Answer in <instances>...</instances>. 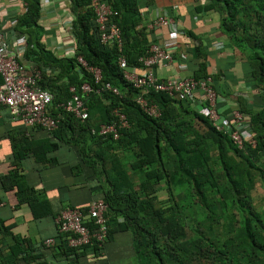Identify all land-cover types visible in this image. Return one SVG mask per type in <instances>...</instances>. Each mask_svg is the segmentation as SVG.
Listing matches in <instances>:
<instances>
[{"label":"trees","instance_id":"1","mask_svg":"<svg viewBox=\"0 0 264 264\" xmlns=\"http://www.w3.org/2000/svg\"><path fill=\"white\" fill-rule=\"evenodd\" d=\"M67 1L74 49L71 56L59 57L41 42V0H22L25 11L15 25L25 38L22 59L32 66L29 72L39 73L37 85L52 95L47 113L58 123L52 131L36 128L48 135L40 143L24 136L27 128L11 136L10 169L0 175V190L14 191L17 207L25 205L33 219L55 218L44 191L27 183L22 162L30 157L45 167L56 166L58 161L49 155L68 145L92 173L85 181L106 179L108 188L101 196L107 206L106 236L99 245L92 240L71 248L67 236L57 233L51 246L32 245L13 235L0 218V264H47L49 255L66 264H79L88 256L99 261L123 234L130 236L139 264H264V212L252 199L257 187L264 191V0H205L195 7L199 13L218 16L235 60L249 68L254 100L247 104L238 96L236 110L247 118L254 146L245 143L240 149L214 129L197 104L165 92L141 94L124 79L118 59L125 60L126 70L141 69L139 59L156 43L149 38L140 0H103L117 14L113 21L120 48L100 44L91 0ZM194 55L198 67L190 77L212 83L201 45L195 46ZM78 58L99 71L98 83ZM84 84L93 89L88 96L80 93ZM73 94L83 98L88 112L84 121L56 108ZM142 97L156 108L157 116L147 115L138 105ZM114 110L128 125L119 138L91 134L116 120ZM121 159L128 163L131 179ZM160 192L164 199L157 198ZM70 208L86 215L88 206ZM83 223L90 227L86 217Z\"/></svg>","mask_w":264,"mask_h":264},{"label":"crops","instance_id":"2","mask_svg":"<svg viewBox=\"0 0 264 264\" xmlns=\"http://www.w3.org/2000/svg\"><path fill=\"white\" fill-rule=\"evenodd\" d=\"M140 3L141 16L144 18L149 38L162 44L174 55L171 63H162L152 69L157 80L190 77L198 67V61L194 58V48L201 45L207 56L205 59L207 71L209 75L214 76L212 85L217 93L218 113L221 116H227L236 110L238 96L247 104L252 103L254 93L248 78L249 68L243 62L235 60L228 38L219 29L218 16L214 13H199L195 9L196 5L202 6L205 0L196 2L194 0H140ZM174 5L177 6L175 10L172 9ZM24 6L22 0H0V29L5 34L9 48L15 47V39L20 37V34L15 31V25L17 18L25 11ZM40 12L39 26L43 30L41 42L46 50L59 57L71 56L74 41L70 36L69 26L65 24L70 20L68 1L48 0L44 5L41 3ZM163 13H168L173 18L177 33L174 34L167 27L153 28V22ZM19 59L26 71L32 68L29 62L22 59V54L19 55ZM24 128L19 120H12L5 110L1 112L0 175L6 174L10 169L11 136L13 137ZM24 136L34 144L48 138L46 132L36 129H26ZM49 156L56 158L58 161L56 166L45 167L29 157L22 162V173L26 175V181L30 186L44 191L43 194L54 214L58 216L65 208L87 207L91 201L101 199L103 191L108 188L106 179L89 178V181H85L86 176L92 177V173L78 161L72 148L63 145ZM121 160L123 161L121 165L131 179L128 163L125 159ZM134 183L136 189L137 182L134 180ZM164 197L163 192L158 193V199H164ZM57 216L35 220L25 205L17 207L14 191L5 193L0 190V218L6 226L11 228L13 235L29 239L32 245H38L56 236ZM6 242L9 243L10 240ZM109 247L110 245L101 260L88 256L79 264H102L104 261L111 264L108 255ZM47 262V264H66L63 259H52L50 255L47 257Z\"/></svg>","mask_w":264,"mask_h":264},{"label":"built area","instance_id":"3","mask_svg":"<svg viewBox=\"0 0 264 264\" xmlns=\"http://www.w3.org/2000/svg\"><path fill=\"white\" fill-rule=\"evenodd\" d=\"M46 1L48 0H41V3L44 5ZM91 6L95 14L100 44L120 48L119 29L113 21V17L117 15L116 12L103 0H91ZM176 8V5L172 7L173 10ZM65 24L70 28L71 20ZM152 26L153 28L167 27L174 34L177 33L175 21L168 13L159 15ZM24 45L25 38L20 36L15 39V47L9 48L5 34L0 29V114L5 110L12 120H19L27 129L41 128L52 131L57 128L58 123L57 118L47 113L52 104V95L37 85L40 77L38 72L26 71L18 62L19 55L23 53ZM148 53L147 57L139 59L143 68L138 70H126L125 60L123 58L118 59L119 67L124 71V79L134 89L140 91L141 94H147L149 91L165 92L168 95L176 96L178 100L192 101L208 116L214 129L227 134L239 149L245 143L254 146V141L248 130L247 118L243 114L238 110H234L227 116H221L218 113L216 107L217 93L209 78L194 80L191 77H173L161 81L157 80L152 69L162 63H171L174 59L173 53L167 51L162 44L157 42L151 44ZM78 62L92 74L95 83H98L100 80L99 71L88 67L81 58H78ZM105 88L109 89V86L106 85ZM70 92L73 93L74 89L70 88ZM92 92L93 89L87 84L80 87V93L84 96H88ZM137 103L147 115H158L156 108L148 105L143 97L139 98ZM56 108L81 121L88 117L83 98L79 95L73 94L69 101L59 104ZM112 115L116 120L100 125L97 131L92 130L91 134L117 140L121 130L128 128V125L125 117L116 110L112 112ZM106 208V204L98 199L90 202L86 215L79 209H63L56 218L57 233L67 236V243L71 248L86 246L92 240H95L99 245L103 242L107 232L104 217ZM85 217L90 227L84 225ZM53 244L52 238L44 241L45 246Z\"/></svg>","mask_w":264,"mask_h":264},{"label":"rangeland","instance_id":"4","mask_svg":"<svg viewBox=\"0 0 264 264\" xmlns=\"http://www.w3.org/2000/svg\"><path fill=\"white\" fill-rule=\"evenodd\" d=\"M252 199L255 206L264 212V191L261 187L256 188ZM108 255L111 264H139L132 252L131 238L127 234L117 236L109 247Z\"/></svg>","mask_w":264,"mask_h":264}]
</instances>
